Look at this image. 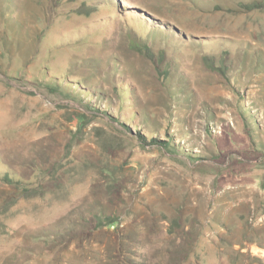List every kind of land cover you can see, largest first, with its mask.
Masks as SVG:
<instances>
[{
  "label": "rangeland",
  "instance_id": "obj_1",
  "mask_svg": "<svg viewBox=\"0 0 264 264\" xmlns=\"http://www.w3.org/2000/svg\"><path fill=\"white\" fill-rule=\"evenodd\" d=\"M0 264H264V0H0Z\"/></svg>",
  "mask_w": 264,
  "mask_h": 264
}]
</instances>
